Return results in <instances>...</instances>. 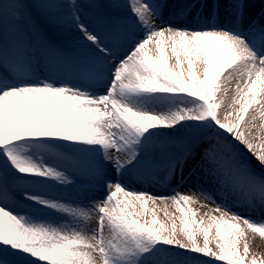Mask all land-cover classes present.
Segmentation results:
<instances>
[{
  "label": "snow or ice",
  "instance_id": "obj_1",
  "mask_svg": "<svg viewBox=\"0 0 264 264\" xmlns=\"http://www.w3.org/2000/svg\"><path fill=\"white\" fill-rule=\"evenodd\" d=\"M29 7L0 0V264H264V217L225 203L264 212V23L245 25L246 0L167 21L161 0H128L93 23L77 0L35 5L72 53L23 24ZM186 168L212 189L124 183Z\"/></svg>",
  "mask_w": 264,
  "mask_h": 264
},
{
  "label": "rangeland",
  "instance_id": "obj_2",
  "mask_svg": "<svg viewBox=\"0 0 264 264\" xmlns=\"http://www.w3.org/2000/svg\"><path fill=\"white\" fill-rule=\"evenodd\" d=\"M48 2H54V0H23V3L30 6L29 8L26 9L25 20L23 24L28 29H31L32 22H35L37 27L40 29V31L43 33L44 37L47 40L49 38L55 43L60 44L63 48L70 50L71 52H74V48H73L74 34L71 33L70 30H67L62 26V23H63L62 20L60 18L50 19L48 15H46L41 9L35 7V5L39 3H48ZM179 2L180 1H178L177 3ZM77 3L81 7L82 19H84L85 23H93L96 20V17H94V15H97L98 11L101 9L104 10L105 14L108 15V17L112 15L110 16L111 18L130 16V10L128 9V7L125 6L126 5L125 0H77ZM184 3L186 4L188 3V1ZM224 3L226 2L224 1ZM256 3H259L260 5L259 6L257 4L258 5L257 7L260 8V12L263 11L264 10V0H255L251 4L256 5ZM168 4L170 5L174 4L175 8H178L179 6L178 4H176L175 2L171 0H169ZM253 14H255L254 11L248 15V18L245 21L246 25L248 22L258 19L256 17H252ZM263 16L262 14L260 15V17H263ZM171 19H173L172 16H171ZM45 35L49 37L47 38ZM171 150L172 151L178 150V146H172ZM249 159H251L250 156H249ZM252 164L254 166L256 165V162L254 159H252ZM184 176H185L184 181H175V183L173 184V180H172L170 182V186L159 183L151 179L137 180L135 179V177L125 178L124 183H126L129 187H131V184L134 183L137 185L136 188L135 186L134 187L132 186V188H134L135 190L146 191L156 196L169 195L171 194V191L173 188H178L180 192L187 193L189 189H192V191H196V189L198 188L211 190L213 187V185L210 182L204 180L203 178H198L195 176L189 177V171L187 168L185 169ZM139 181L146 184L144 185L145 186L144 188L141 189L138 187ZM91 194L92 193L89 191L88 185L81 184L76 190L69 192L67 195L69 199L71 200L84 201L85 196L91 195ZM216 200L218 203L221 202V198L219 195L216 196ZM202 202L207 203L206 201H203V200ZM225 203L229 207H231L233 211H237L241 215H244V216H249L254 220H259L262 217H264V212L260 210L249 211L248 209L244 207L235 206L231 198L226 200ZM205 210L206 209H200V212L203 213V211ZM169 211L171 212L173 211V209L170 208ZM161 219H163L162 214H161ZM249 238L251 240L252 251L264 254V241H261L259 237H256L253 239L251 235Z\"/></svg>",
  "mask_w": 264,
  "mask_h": 264
},
{
  "label": "bare ground",
  "instance_id": "obj_3",
  "mask_svg": "<svg viewBox=\"0 0 264 264\" xmlns=\"http://www.w3.org/2000/svg\"><path fill=\"white\" fill-rule=\"evenodd\" d=\"M171 1H173V2H175L176 4H178L179 6H178V8L179 7H183V6H187V5H189L191 2H192V0H190V2H189V0H171ZM178 1H180L179 3H177ZM186 1H188V3H184V2H186ZM224 1L226 2V0H221V3H224ZM127 2H128V0H125V6L127 7ZM246 2H247V4H248V7L246 8V16H245V18H247V16L250 14V12H253L254 11V13L255 14H253L252 15V17H256V18H258L257 20H255V21H257V22H262V23H264V13H263V11H261L260 12V10H259V8L258 9H255L256 7L255 6H250V2H249V0H246ZM177 8H175V5L173 4L172 6H169V7H167V8H165V12H164V19L167 21V20H173V19H171L170 18V15H171V13L172 12H174L175 10H176ZM223 13H224V9L222 8L221 9V16H222V18H223V21H224V23H228V20H227V18L226 17H224L223 16ZM262 14V16L263 17H260V15ZM101 17V16H100ZM262 18V19H261ZM255 19V18H254ZM188 21H185V23H187ZM71 33H73L72 31H71ZM144 185H146L145 183H142L141 181L138 183V187L139 188H144L145 186ZM134 187L135 185H133V183L131 184V187Z\"/></svg>",
  "mask_w": 264,
  "mask_h": 264
}]
</instances>
